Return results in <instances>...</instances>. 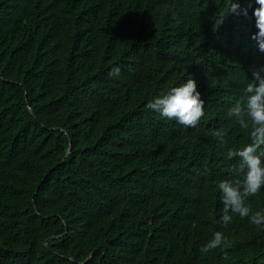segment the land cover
I'll use <instances>...</instances> for the list:
<instances>
[{
  "label": "trees",
  "instance_id": "16d2710c",
  "mask_svg": "<svg viewBox=\"0 0 264 264\" xmlns=\"http://www.w3.org/2000/svg\"><path fill=\"white\" fill-rule=\"evenodd\" d=\"M229 2L0 0V264H264V225L220 222L250 143L228 110L264 68ZM189 78L196 127L147 108Z\"/></svg>",
  "mask_w": 264,
  "mask_h": 264
},
{
  "label": "clouds",
  "instance_id": "9594fccd",
  "mask_svg": "<svg viewBox=\"0 0 264 264\" xmlns=\"http://www.w3.org/2000/svg\"><path fill=\"white\" fill-rule=\"evenodd\" d=\"M249 8H253L252 16L257 30L252 39L257 42L258 50L264 53V0H247L245 8L230 0L226 15L247 17ZM118 72V68L114 69L110 75ZM252 76L253 79L242 90L243 101L236 102L228 110L229 117L235 118L242 129L249 130L250 143L243 148L227 151V158L239 157V164L233 169L239 179L222 180L218 183L224 205L220 222L224 225L231 223L234 215L241 219L247 218L252 224L264 225V213H253L246 203L249 197L255 196L264 188V68L254 69ZM147 108L184 127H196L204 116V101L193 78L156 96L147 103ZM210 134L219 140L221 147L227 143L221 131L215 130ZM226 243L223 233L216 232L200 251L208 253Z\"/></svg>",
  "mask_w": 264,
  "mask_h": 264
}]
</instances>
